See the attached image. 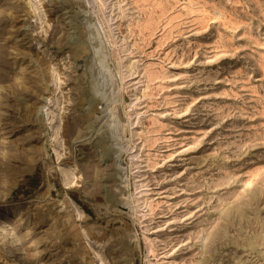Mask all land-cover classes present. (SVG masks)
<instances>
[{"label": "rangeland", "instance_id": "1", "mask_svg": "<svg viewBox=\"0 0 264 264\" xmlns=\"http://www.w3.org/2000/svg\"><path fill=\"white\" fill-rule=\"evenodd\" d=\"M0 264H264V0H0Z\"/></svg>", "mask_w": 264, "mask_h": 264}]
</instances>
